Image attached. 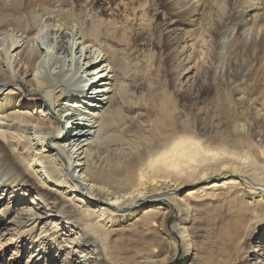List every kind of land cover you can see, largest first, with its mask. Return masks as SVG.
<instances>
[{"label":"bare ground","instance_id":"bare-ground-1","mask_svg":"<svg viewBox=\"0 0 264 264\" xmlns=\"http://www.w3.org/2000/svg\"><path fill=\"white\" fill-rule=\"evenodd\" d=\"M25 1L0 0V10L18 15L26 12ZM192 2L196 3L189 8ZM240 4L237 0H189L184 5L179 0L169 1L166 6L172 18L154 43L167 51L169 59L186 49L191 55L196 48L205 47L213 62L219 57L216 53L223 29L232 25L230 52L246 47L250 36L254 37L250 45L253 55L264 56V0ZM201 5L205 9L199 13ZM226 6L228 12L222 20ZM47 8L29 9L23 24L18 22L15 29L5 32L11 24L8 22L0 32L5 40L0 52V171L3 178L14 172L13 178L0 183V187L23 193L8 198L6 206L0 205L4 207L0 208L1 250L6 248L1 244L7 237L1 230L4 224L20 228L22 235L28 233L26 243L36 249L48 236L49 229L43 223L48 220L57 229L53 221L59 219L64 230L82 229L86 236L83 254L75 264H133L124 255L129 253L136 256L135 264H206L204 244L196 257L190 254L189 241L193 242L195 236L185 220L170 226L177 206L175 194L188 183L231 172L237 178H228L220 186L226 191L223 203L235 215L228 233L221 235L225 264H264V246L253 247L255 241L264 239V159L240 157L254 144L253 132L260 124L256 108L264 110L260 81L245 73H227L229 78L223 85L233 94L236 107L224 102L222 124L232 129L245 120L248 133L238 139L219 136L203 141L189 122L179 123L175 116L170 117L172 108L166 98L158 97L150 105L139 96L144 80L140 74L142 49L132 47L139 44L144 48L152 43L149 36L140 38L143 29L129 36L118 26L103 32L102 26L93 25L81 37L71 39L64 32L70 24L67 13ZM252 11L255 14L251 15ZM3 13L0 21L8 14ZM177 16L187 26L201 20L197 35L186 29L180 38L178 21L174 20ZM43 22L58 27L53 31L57 52L61 54L68 47L74 54L76 69L66 71L69 61L59 57L46 75L51 48L36 45L35 34ZM115 36H120L117 47L100 43L101 39L112 42ZM181 43L184 45L178 52ZM28 47L33 50L28 52ZM226 54H222L223 59ZM261 72L264 74V67ZM53 77L60 81L53 84L49 80ZM68 89L71 94L66 97ZM157 90L151 92L152 97ZM80 94L85 102L77 100ZM80 104L92 108L86 110L88 125L84 128L73 121L77 117L73 111L81 109ZM32 128L37 133L35 139L25 135ZM73 128L75 131L67 133ZM96 128L104 131L101 141L95 137L99 132L94 131ZM261 154L264 156V150ZM29 192L39 197L38 202L19 205L13 213L10 202L23 198L29 203ZM194 193L186 197L196 196ZM181 211L188 215L189 207ZM125 224L129 227L122 228ZM252 256L254 259L249 260Z\"/></svg>","mask_w":264,"mask_h":264},{"label":"rangeland","instance_id":"rangeland-1","mask_svg":"<svg viewBox=\"0 0 264 264\" xmlns=\"http://www.w3.org/2000/svg\"><path fill=\"white\" fill-rule=\"evenodd\" d=\"M169 1L172 2L173 0H28L25 1V5L27 6V9L25 10L28 12L29 9L31 11V8L32 10H38L43 6H46L49 7L47 8L48 10H60V12L67 13L70 24L68 25L69 29L64 32L67 33L71 39L76 38V35L77 38L81 37V35L87 33L93 25L102 26L103 32H106L107 28L111 29L118 26V28H121L119 31L123 29L129 36H132V33L138 28L143 29L140 38L144 39L149 36L152 43L146 45L144 48L138 46L139 44L132 47L142 49L140 50V55L143 63L140 67V74H142L144 80L143 88L141 89L139 96L141 98L143 97L144 101L146 100L150 105L153 104V101L158 97L166 98L168 104H170L172 108L170 117L175 116L179 123L189 122L192 125L193 130L201 134L200 137L203 141L208 137L217 138L222 136L225 140L243 137L249 130V125L245 120H240V125L232 129H227L222 124V106L224 102L227 101L236 107L233 94L225 89L223 83L229 78L227 77L228 72L237 74L245 73L246 75H251L255 81H260V92L264 94V74L261 72L262 67H264V56L260 54L253 55L250 45L254 41V37L251 38L249 36L247 46L239 52H230L228 44L234 35L233 26L229 25L223 29L222 36L219 39V45L221 46L217 49L216 54L219 57L215 61H211L210 52L205 47L200 49L196 48L191 55V52H187L186 49L183 53H178L176 58L169 59L167 58V51H165L160 45H155L154 43V41L158 42L164 25L172 18L171 15L168 14L169 7L166 6ZM187 1L189 0H179L183 5ZM250 1L251 0H237L238 3L241 2L240 5H242L243 2ZM259 1L260 0H254L255 3ZM195 3L196 2H192L189 5V8ZM157 8L158 11L156 10ZM202 9H205V5L199 6L198 12L201 13ZM241 9L242 8H239L238 10ZM184 10L185 8L179 12H183ZM26 12L23 11V13L21 12L18 15H14L9 10L8 12L4 11V13H8V17L6 16L8 19L6 17L3 19V21L5 20L7 23L2 20L0 21V23L3 22L0 26V32L2 33L4 31L2 26L7 25L8 22L11 24L8 26V30L5 29V32L12 30L13 28L15 29L14 25L17 26L19 24L18 22H20V24L22 22L24 23L25 19L23 17L26 16L24 15ZM227 12L228 7L226 6L222 20L226 18ZM0 13H3L2 10H0ZM250 14L253 15L255 13L252 11ZM201 17L202 16L200 15V18ZM21 19H24V21ZM195 19L197 20L198 18L196 17ZM174 20L178 21V16L175 17ZM201 23L203 24L201 20H198L196 21V24L192 23L190 26H187L186 23L178 21L177 34L182 38L187 29L188 31H193V35L196 36V30L202 25ZM41 26L42 29H37L39 32L36 31L35 33L38 35L36 37V45H39L43 49L51 48L50 53L47 54L48 64L46 75H48L51 70L50 67L53 65L54 61L59 57H61L62 60L67 59V62L69 61L65 67L66 71L70 68L76 69L74 54L68 47L61 50V54L59 53L60 55L57 52V41L53 31H56L58 27H55V25L53 26L49 22H43ZM248 28H251V26ZM127 31H130V34ZM200 33L203 34L204 32L201 31ZM109 36L112 37V34ZM119 38L120 36L113 37L112 42H104V40L101 39L100 43H103L102 45L106 46L117 47V44H119ZM190 40L191 38L189 41ZM4 41V37L1 36L0 52H2L3 46L5 45ZM183 45V43L180 44L178 52L182 50ZM32 50V47L27 48L28 52H31ZM223 53H227L224 59L222 58ZM77 56L78 60L80 53L77 54ZM82 63L83 58L79 63L80 66ZM49 80L53 84L60 81V79L58 80L55 77L50 78ZM157 85L159 90L155 89ZM208 85L212 86L211 90L207 87ZM68 90L66 97L71 94V89ZM153 90L158 91L157 95L154 97L151 95ZM83 97L82 94L77 100L85 102ZM81 105L82 104H80V106ZM85 106H88L87 102L85 103ZM85 106L82 105L81 109L75 108V111H73L75 112L74 114L77 115V117H73V121L79 124L80 128H84V126L88 125V119L86 118L87 115H85V113L86 110L89 111V109H92H85ZM255 112H258L257 118H259L258 120L260 121V124L256 126V130L253 132V146L250 149L245 148L241 153L240 157L245 159H264V156L261 154L262 150H264V110L258 106ZM83 116H85V119ZM75 129L76 128L67 130V133H71L72 131H75ZM100 129L102 128L94 129L96 132L97 130L99 131L95 136L96 138L98 137V141H101L100 139L104 138V131H102L103 129ZM25 135L31 136L32 139H35L37 133L36 130L32 128ZM0 146H2L1 141ZM237 151L240 152L241 150L237 149ZM13 174L14 172L11 171L6 175V178H3L0 171V179H2L0 180V183L6 181V179L10 177L13 178ZM231 177L237 178L233 173L225 172L222 175L209 176L206 180L200 181L197 184H192L194 182L188 184L185 183L186 185L179 189L175 194L177 199L175 205L178 207L175 206V212L170 220V226L175 225L180 219L183 221L185 220L186 227H188L195 236L193 242L189 241L191 243L189 246L190 254H193V256L196 257L199 254L198 250L201 245L204 244L207 249L206 264H225V259L222 255L223 247L221 235L223 233H228L235 215L228 210L226 203H223L226 191L220 186L225 180ZM243 179L245 181H250V179L248 180V178L245 177ZM251 182L253 181L251 180ZM253 184L257 183L253 182ZM10 188L11 187L5 189L0 187V205L6 206L9 204L8 198L10 197L23 195V193L18 194V190L13 191ZM190 192H195L194 194H196V196L187 198L186 196ZM83 194L85 195V192ZM38 198L39 197H36L34 193H30L29 203H27L28 201L23 202V198L12 200L10 202L11 208H13L12 212L15 213L18 210L19 205L22 206L25 204L26 206L29 204L30 206L33 202L37 203ZM151 203L152 202H144L143 204ZM188 207V215L185 212L182 213L181 210H186ZM49 222L50 221L47 220L43 223V226H45L47 230L49 229V232L47 233L48 236H46L47 239L45 238L39 241L40 243L42 242V247L39 252L36 251L37 247L40 246V243L36 245V249H30L29 243H26V239L29 238L28 233L22 235L20 228L4 224V226L1 227V230L7 234V237H5L6 240L4 242L2 241L1 244H5L6 248L1 250L0 247V254L3 255L0 256V264H75L74 261L76 259L78 260V257L80 260V257L83 254V250L81 249L84 246L83 239L86 237L81 231L82 229H73L72 231L64 230V226L60 225L61 221H59V219L53 221V223L57 225L56 229L53 226L51 227L48 224ZM127 226L129 227V224L122 225L121 227L123 228ZM116 239L119 240L120 237H115L114 240ZM163 239L166 240L167 237L164 236ZM194 241L197 242L196 245ZM262 246H264V239L257 240L253 243V247L257 249H260ZM87 254H90V250ZM124 255L131 258L133 264L137 263V258L134 254L129 253ZM56 257L57 261H54V258ZM250 259H254V257H249V260ZM262 259H264V257H262ZM82 260L84 259L82 258ZM254 262L255 261L253 260V263ZM86 264H89V262ZM240 264L245 263L243 262Z\"/></svg>","mask_w":264,"mask_h":264}]
</instances>
